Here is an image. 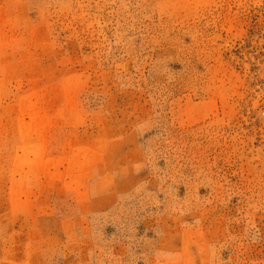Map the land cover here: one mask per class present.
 <instances>
[{"label": "rangeland", "instance_id": "1", "mask_svg": "<svg viewBox=\"0 0 264 264\" xmlns=\"http://www.w3.org/2000/svg\"><path fill=\"white\" fill-rule=\"evenodd\" d=\"M0 264H264V0H0Z\"/></svg>", "mask_w": 264, "mask_h": 264}]
</instances>
